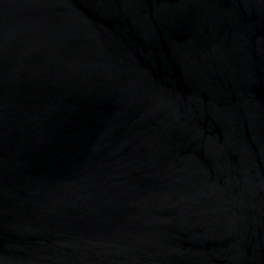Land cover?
I'll use <instances>...</instances> for the list:
<instances>
[{
    "label": "water",
    "instance_id": "obj_1",
    "mask_svg": "<svg viewBox=\"0 0 264 264\" xmlns=\"http://www.w3.org/2000/svg\"><path fill=\"white\" fill-rule=\"evenodd\" d=\"M0 264H264V0H0Z\"/></svg>",
    "mask_w": 264,
    "mask_h": 264
}]
</instances>
